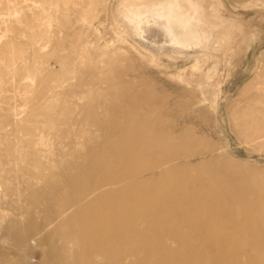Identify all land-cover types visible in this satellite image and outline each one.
<instances>
[{
    "label": "rangeland",
    "instance_id": "1",
    "mask_svg": "<svg viewBox=\"0 0 264 264\" xmlns=\"http://www.w3.org/2000/svg\"><path fill=\"white\" fill-rule=\"evenodd\" d=\"M215 2L208 9L252 33L246 52L240 43L213 59L199 45L169 57L152 20L139 39L120 24L117 0H0V264L45 263L47 231L31 225L57 206H28L49 194L47 174L100 152L125 164L126 188L141 197L172 174L174 199L264 202V147L253 141L264 124V0ZM161 160L170 161L163 171Z\"/></svg>",
    "mask_w": 264,
    "mask_h": 264
},
{
    "label": "bare ground",
    "instance_id": "2",
    "mask_svg": "<svg viewBox=\"0 0 264 264\" xmlns=\"http://www.w3.org/2000/svg\"><path fill=\"white\" fill-rule=\"evenodd\" d=\"M198 1L117 0L114 10L119 22L129 25L138 39L152 20L158 26L155 37L165 41L157 46L158 51L167 50L169 57H187V50L199 49V45L210 57L214 53L230 56L240 43L244 52L252 39L248 27L239 20L229 21L219 10L208 9L216 0ZM261 86L264 91V81ZM261 102L264 115V96ZM123 116L125 123L132 119L129 113ZM243 116L249 120L247 114ZM125 135L131 136L129 130ZM253 141L264 147V124ZM168 161H159L157 169L168 168ZM120 166L123 169L125 164L118 158L100 152L82 167L74 164L44 177L49 194L33 199L28 206H57L44 216L40 228L31 225L37 235L47 231L46 239L38 243L47 249L41 257L44 264H264V202H251L240 194L229 203L212 192L183 193L174 199L171 196L178 186L172 174L158 179L141 197L142 189L127 190L126 182L133 173L121 171ZM259 179L263 184L264 177ZM167 200L172 201L164 202Z\"/></svg>",
    "mask_w": 264,
    "mask_h": 264
}]
</instances>
